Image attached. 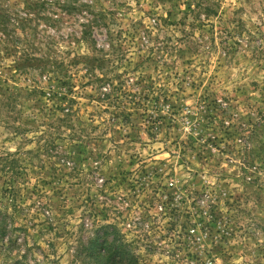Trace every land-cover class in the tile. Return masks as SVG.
<instances>
[{
    "label": "rangeland",
    "instance_id": "obj_1",
    "mask_svg": "<svg viewBox=\"0 0 264 264\" xmlns=\"http://www.w3.org/2000/svg\"><path fill=\"white\" fill-rule=\"evenodd\" d=\"M76 1L89 74L0 54V264H264V0Z\"/></svg>",
    "mask_w": 264,
    "mask_h": 264
},
{
    "label": "trees",
    "instance_id": "obj_2",
    "mask_svg": "<svg viewBox=\"0 0 264 264\" xmlns=\"http://www.w3.org/2000/svg\"><path fill=\"white\" fill-rule=\"evenodd\" d=\"M93 6V1L80 3L76 0H0V54L2 50L5 51L1 59L4 56L11 58L10 61L15 64L19 73L31 76L30 81L34 87L28 95L41 88L39 84L43 80L55 81L63 87L68 86L69 81L65 76L68 68L78 66L80 60L86 67L85 74L95 68L92 64L95 57L90 59L88 56L74 55L68 64L64 63L62 57L64 54L77 52L78 45L83 42L95 46L94 34L91 33L94 29L102 27V19L106 14L99 11L97 15H93L90 12L94 9ZM67 28L71 31L65 33L63 30ZM75 28H79V33ZM36 71L40 79L32 77ZM94 80L99 85L107 83L99 78ZM90 83H93L92 79L87 80V84ZM11 100L14 99H7V105L15 107ZM64 114L65 117H70L71 111L67 110ZM3 222V218H0V240L3 239L5 231ZM96 244V241H93L90 245L94 253L98 248ZM113 245L114 243L107 242L102 248V253L95 254L101 264L111 263Z\"/></svg>",
    "mask_w": 264,
    "mask_h": 264
}]
</instances>
